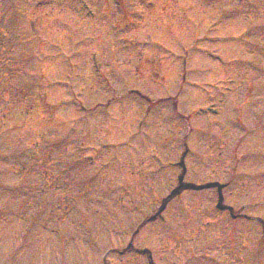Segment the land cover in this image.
Returning <instances> with one entry per match:
<instances>
[{
	"label": "rangeland",
	"instance_id": "rangeland-1",
	"mask_svg": "<svg viewBox=\"0 0 264 264\" xmlns=\"http://www.w3.org/2000/svg\"><path fill=\"white\" fill-rule=\"evenodd\" d=\"M85 1L94 5L99 17L85 16L79 0H0V15L15 14L6 25L10 36L0 45L2 57L15 65L9 76L0 71V158L19 152L36 158L28 161L32 167L38 163L42 168L52 164L53 169H63L73 164V169L63 174L70 183V197L65 198V203L47 173L48 180L42 179L41 183L48 186L42 187L41 195L33 192L36 201L25 210L21 205L19 214L36 216V225L21 242L25 245L19 252L15 249L26 222L0 219L1 263H5V252L16 247L13 251L18 264H171L173 260L175 264H264V231L259 229L262 223L264 228V206L260 208L256 203L264 199V153H260L264 151V71L256 70L264 68V0H211L202 7L195 0H156L150 8L142 6L141 0H118L128 12L143 14L136 18L140 24L129 37L142 39L146 30L150 31L145 40L127 50L145 53L137 60L119 56L117 50L122 44L110 29L117 14L110 0ZM105 11L109 16L101 14ZM184 13L200 23L201 33L210 30L215 35L240 37L248 31L241 37L243 44L237 39L224 40L225 45H235V58H249L254 69L232 66L229 75L235 80L233 88L227 97L218 99L221 110H227L215 123L210 120L216 113L212 114L206 106L215 96L203 88L181 84L183 49L192 36ZM224 14L230 18L222 27L205 25ZM122 18L118 17L120 24ZM141 23L145 26L141 27ZM158 39L167 48L180 51L166 50V55L160 57ZM201 43L197 40L195 47ZM211 47L227 58L233 52L230 46L225 50L221 43ZM91 50L109 63L106 72L111 81L108 86L113 88L110 91L125 92L109 106V111L107 99L112 93L106 91L100 72L90 63ZM150 57L154 63L148 60ZM221 58L216 55L212 62L204 53L191 54L190 79L204 78L207 70L206 81L222 77L226 73L218 72L216 66ZM10 76L13 82L7 90L5 81ZM180 85L184 89L179 95L180 103L177 99L179 108L187 111L192 106L200 110L199 117L187 118L195 133L185 146L191 155L183 165V179L192 187L165 204L156 221L147 222V218L156 216L153 213L159 203L174 188L180 169L172 167L171 161L178 160L184 150L180 140L184 129L178 127L182 124L181 115L178 117L168 108V98L161 97L173 88L179 90ZM130 89L150 100L160 96L158 101L149 103L160 104L159 110L151 109L148 116L155 125L147 126L146 133L143 131V137H137L132 147L122 148L118 161H109L111 153L104 151L92 165L84 156L98 152L103 140L124 137L127 129L134 127L135 118L143 113L139 104L145 102ZM12 99L9 109L7 104ZM235 103L239 110L229 107ZM234 111H240L248 128L260 125L259 134L247 136L241 127L230 124L235 119ZM110 113V117L117 116L114 122L119 125H111L112 117H107ZM229 116L232 117L225 122ZM203 126L215 137L200 134ZM251 131L252 128L248 133ZM235 136L237 141L232 139ZM236 143L240 147L236 151L238 163L231 154ZM42 154L51 155L52 160L40 161ZM164 159L171 160L166 163L172 168H162ZM2 169L4 165L0 164ZM205 183L214 186L206 188ZM218 197L220 202L215 206ZM13 199H4L0 194V205L14 209L18 202ZM51 205H56V214L49 215L63 219L47 220L52 222V228H62L74 236L66 238L67 242L60 234L49 236L37 230L38 222L48 223L37 220V216L42 211L46 213ZM245 211L259 218L246 222L241 218ZM128 243L133 249L148 251L150 260L139 251L126 253ZM239 247L242 254L238 253ZM203 255L216 261L200 260ZM9 262L6 260V264Z\"/></svg>",
	"mask_w": 264,
	"mask_h": 264
},
{
	"label": "trees",
	"instance_id": "trees-1",
	"mask_svg": "<svg viewBox=\"0 0 264 264\" xmlns=\"http://www.w3.org/2000/svg\"><path fill=\"white\" fill-rule=\"evenodd\" d=\"M182 187H183V186H182V184L180 183V184L178 185V188H175L174 191L171 193V196H173L174 193H178L179 189H181Z\"/></svg>",
	"mask_w": 264,
	"mask_h": 264
}]
</instances>
